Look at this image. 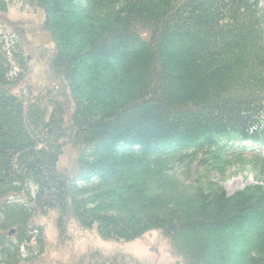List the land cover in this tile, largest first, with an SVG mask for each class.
<instances>
[{"label":"trees","instance_id":"obj_1","mask_svg":"<svg viewBox=\"0 0 264 264\" xmlns=\"http://www.w3.org/2000/svg\"><path fill=\"white\" fill-rule=\"evenodd\" d=\"M25 2L45 14L57 99L14 95L0 44V264L29 262L52 212L107 241L159 232L185 264H264V0ZM233 164L255 180L233 194L173 177Z\"/></svg>","mask_w":264,"mask_h":264},{"label":"rangeland","instance_id":"obj_2","mask_svg":"<svg viewBox=\"0 0 264 264\" xmlns=\"http://www.w3.org/2000/svg\"><path fill=\"white\" fill-rule=\"evenodd\" d=\"M2 3L0 44L11 60V79H18L12 93L22 99L26 106L35 102L51 113L57 95L48 71L52 43L42 31L45 14L25 0H2ZM13 52L23 58V67L15 61ZM77 158V152L70 146L66 147L59 168L72 171ZM185 171L175 169L173 176L180 192H190L189 187L199 175L204 179L201 182L203 188L212 182L222 186L229 194L255 183L254 176L245 164L230 165L223 176L216 171L197 174L196 166L189 172ZM32 224L38 229L32 233L33 237L40 236L42 241L41 245L32 243L30 249L21 248V257L29 260L22 264H88L93 257L99 259V264H185L173 253L169 242L156 231L131 242L107 241L99 236L96 226L83 228L73 218L60 228L58 212L38 215L33 218ZM15 236L16 232L11 238Z\"/></svg>","mask_w":264,"mask_h":264},{"label":"water","instance_id":"obj_3","mask_svg":"<svg viewBox=\"0 0 264 264\" xmlns=\"http://www.w3.org/2000/svg\"><path fill=\"white\" fill-rule=\"evenodd\" d=\"M12 234H14V231H12V232L10 233V236H11Z\"/></svg>","mask_w":264,"mask_h":264}]
</instances>
